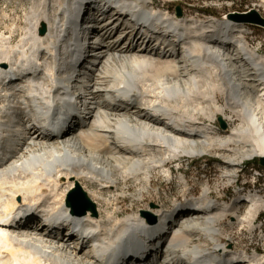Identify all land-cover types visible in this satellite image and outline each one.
Returning a JSON list of instances; mask_svg holds the SVG:
<instances>
[{
  "label": "bare ground",
  "instance_id": "bare-ground-1",
  "mask_svg": "<svg viewBox=\"0 0 264 264\" xmlns=\"http://www.w3.org/2000/svg\"><path fill=\"white\" fill-rule=\"evenodd\" d=\"M29 1L27 28L13 23L9 37L0 34V264L124 259L143 250L147 238L162 245L151 248L143 264H264L257 251L238 249L232 238L219 241L225 220L250 234L262 230L256 225L264 212L259 193L228 204L207 186L191 199L195 204L186 199L168 209L151 203L127 214L115 195L126 199L130 187L135 201L158 195L166 187L153 182L154 174L174 180L172 165L180 166L182 157L221 159L228 186L238 182L246 161L264 159V57L249 46L241 22L174 18L153 0ZM88 1L96 2L87 13L88 29L93 25L97 33L96 57L87 64L92 71L86 67L77 78L85 80L74 83L64 66L78 45L74 26ZM94 18L102 19L99 28ZM42 24L45 36L39 34ZM185 49L190 59L180 55ZM80 95L93 98L77 119ZM10 107L15 119L5 117ZM34 120L48 137L27 129ZM216 120L225 126L220 129ZM180 175L186 197L190 183ZM76 185L95 210L70 219L67 198ZM73 205L81 210L85 204ZM20 214L30 220L46 214L66 229L48 231L59 228L51 222L42 229L10 228L5 218ZM144 214L157 223L149 224ZM79 229L82 244L70 237Z\"/></svg>",
  "mask_w": 264,
  "mask_h": 264
},
{
  "label": "rangeland",
  "instance_id": "rangeland-1",
  "mask_svg": "<svg viewBox=\"0 0 264 264\" xmlns=\"http://www.w3.org/2000/svg\"><path fill=\"white\" fill-rule=\"evenodd\" d=\"M153 1L157 10L170 14L171 17L180 19L196 18L205 21L212 19L222 20L224 18L226 19L229 14L246 13L250 12L252 9L256 10L264 17V6H262V3L259 0ZM31 4L32 2L29 0H0V34H5L6 37H9V29L7 27L13 23L18 27L23 28V30L27 28L25 18L27 16L26 14L29 13ZM177 8H181V12L183 13L181 17L177 16ZM241 25L246 31L245 37L249 46L258 51L259 54L264 57V28L247 23H241ZM21 37L22 32H17L14 36V44H17L21 40ZM231 51L233 52V49ZM212 78L215 80V77L211 74V79ZM213 80H210V83L211 81L212 84L216 82V80ZM218 101L219 104H224V98L219 94ZM194 105H197L196 107L204 108L207 104L196 102ZM216 122V126H219V128L222 129L223 127L220 122L218 120H216ZM238 123L239 122L236 124ZM218 153L220 154V152ZM260 160L262 159L256 158L254 160L246 161L244 165H242V169L239 170L238 182L235 185L231 186L229 184L230 186H228L227 181L221 179L222 171L225 170L224 167H226L221 159L216 158L215 156L196 158L182 157L180 160V166L177 167L176 165H172L173 168H176L177 170L174 180L167 181L158 173L154 174L152 178L153 182L155 184H163L166 187L158 195L155 193H149L144 195L142 201H135V199H133V201L129 198V195L136 194V189L130 187L127 190L128 197L126 199H121L120 192H116L117 194L115 195L119 198L116 203L122 208V214L136 212L148 207L151 203L162 204L168 209H171L174 202L175 206L178 204L176 201L180 202L185 201L186 199L191 200L193 197L199 198L202 191L207 186L211 189L210 192L212 197L228 204L234 199L239 198L240 195L241 197H245L246 195L259 193L264 199V166H262ZM180 174H182L190 183V191L186 194V197H184L185 192H183L184 186L180 184ZM248 207V203L242 205L241 215L246 214ZM256 225L261 226L262 230L255 234H250L247 231V228L238 229L229 227L228 221L225 220L220 226L222 236L219 241L225 244L224 242H227L226 239L232 238L238 249H244L250 254L257 251L261 257H264V212H262L257 218Z\"/></svg>",
  "mask_w": 264,
  "mask_h": 264
},
{
  "label": "water",
  "instance_id": "water-1",
  "mask_svg": "<svg viewBox=\"0 0 264 264\" xmlns=\"http://www.w3.org/2000/svg\"><path fill=\"white\" fill-rule=\"evenodd\" d=\"M183 13L181 12V8H177V16H182ZM228 17L230 19L234 18L236 20H238L241 23H247V24H252V25H256L259 27L264 28V17H262L259 12H257L256 10H251L250 12H246V13H235V14H229ZM39 34L41 36H45L47 34V25L46 24H42L41 28L39 30ZM6 67V66H4ZM221 125L222 127H224V123L222 121ZM262 163V166H264V159L260 160ZM69 206H71L73 208V210L77 213L78 211L76 210V208L74 207L73 204H75V202H83L85 205L82 207V210H80L82 212V214H85L86 210H95V206L94 204H92V202H90V200L87 198V196L82 192L81 187L79 185H76V188L74 189V191L69 195ZM152 206V205H151ZM144 216L148 217L151 219L152 223L155 224L156 223V219L154 218L153 215L151 214H144Z\"/></svg>",
  "mask_w": 264,
  "mask_h": 264
}]
</instances>
